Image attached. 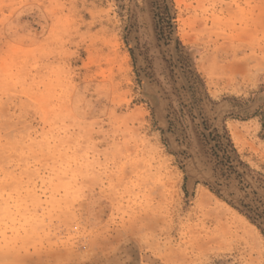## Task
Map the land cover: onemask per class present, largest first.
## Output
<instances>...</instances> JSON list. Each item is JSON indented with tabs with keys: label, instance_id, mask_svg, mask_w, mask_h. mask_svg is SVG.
Listing matches in <instances>:
<instances>
[{
	"label": "rangeland",
	"instance_id": "374dc122",
	"mask_svg": "<svg viewBox=\"0 0 264 264\" xmlns=\"http://www.w3.org/2000/svg\"><path fill=\"white\" fill-rule=\"evenodd\" d=\"M0 264H264V0H0Z\"/></svg>",
	"mask_w": 264,
	"mask_h": 264
}]
</instances>
